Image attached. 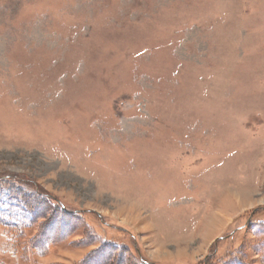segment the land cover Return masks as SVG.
I'll return each instance as SVG.
<instances>
[{"label": "rangeland", "instance_id": "obj_1", "mask_svg": "<svg viewBox=\"0 0 264 264\" xmlns=\"http://www.w3.org/2000/svg\"><path fill=\"white\" fill-rule=\"evenodd\" d=\"M0 180V264H264V0H0Z\"/></svg>", "mask_w": 264, "mask_h": 264}, {"label": "trees", "instance_id": "obj_2", "mask_svg": "<svg viewBox=\"0 0 264 264\" xmlns=\"http://www.w3.org/2000/svg\"><path fill=\"white\" fill-rule=\"evenodd\" d=\"M1 181H4V180H0V182H1ZM34 191H35V190H34ZM35 192H36L37 194L41 195V196H44L43 193L41 194V193H39V192H37V191H35ZM58 205L61 206L62 208H64L60 203H58ZM33 215H35V214H33ZM33 215H32L31 217H33ZM33 218H34V217H33ZM143 262H144L145 264H148L147 261H143Z\"/></svg>", "mask_w": 264, "mask_h": 264}]
</instances>
